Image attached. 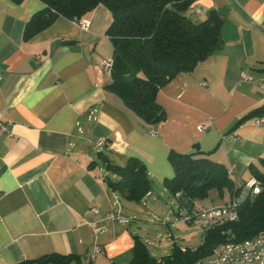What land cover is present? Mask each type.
<instances>
[{
	"label": "crops",
	"instance_id": "1",
	"mask_svg": "<svg viewBox=\"0 0 264 264\" xmlns=\"http://www.w3.org/2000/svg\"><path fill=\"white\" fill-rule=\"evenodd\" d=\"M43 7L39 0H0V117L11 123L12 135L0 134V264H26L50 253L128 264L136 239H146L143 229L106 216L116 210L129 217L146 200L122 204L104 180L116 178L105 159L115 166L140 159L154 184L151 193L159 191L157 184L168 191L170 152L208 153L228 171L234 167L237 188L254 180L250 168L264 159V123L236 124L264 105V0H194L185 12L189 20H204L212 10L223 20L221 48L162 86L156 102L166 119L154 126L108 88L102 62L114 52L106 36L111 12L100 5L81 17L87 31L57 18L24 41L26 23ZM243 73L255 82L244 81ZM205 120L212 125L202 132ZM98 140L106 145L96 147ZM101 148L104 167L91 155ZM212 191L196 206L217 207L232 198L228 192L212 198ZM189 237L170 234L158 247L162 256H152L195 248L185 244ZM96 246L102 252L92 257Z\"/></svg>",
	"mask_w": 264,
	"mask_h": 264
},
{
	"label": "trees",
	"instance_id": "2",
	"mask_svg": "<svg viewBox=\"0 0 264 264\" xmlns=\"http://www.w3.org/2000/svg\"><path fill=\"white\" fill-rule=\"evenodd\" d=\"M39 1L44 3V7L26 23L24 41L49 28L57 18L80 19L100 5L111 12L106 36L111 39L114 52L108 88L150 126L166 119L164 107L156 102L162 86L177 75L192 71L221 48L223 20L216 10L199 22L189 20L185 12L194 0ZM256 117H264V105L236 125ZM207 155L198 149L185 154L169 153L168 161L174 174L171 179H166L165 186L173 196L182 191L179 204L189 206L193 201H204L212 190H216L222 198L225 192L232 198L240 194L242 186L235 187V180L228 174L227 168L210 160ZM259 163L261 167L250 168L259 193H252L239 203L238 221L209 228L199 246L186 251L176 246L169 256L160 259L152 256L149 247L137 238L128 264H196L208 259L226 243L241 242L264 234V159ZM106 169L115 173L116 178L106 177L104 180L125 200L140 204L151 195L154 184L140 159H130L124 166L108 163ZM79 256L50 253L25 263L91 264L85 263Z\"/></svg>",
	"mask_w": 264,
	"mask_h": 264
},
{
	"label": "built area",
	"instance_id": "3",
	"mask_svg": "<svg viewBox=\"0 0 264 264\" xmlns=\"http://www.w3.org/2000/svg\"><path fill=\"white\" fill-rule=\"evenodd\" d=\"M73 22L80 28L87 31L89 29V24L83 19H76ZM103 67L105 68L107 73H110V70L113 67L111 58L102 62ZM244 81L254 83V78L247 74H242ZM255 124H263L264 117H257L254 120ZM10 122H3L0 117V134H10L8 127ZM212 125V120H205L203 124L200 125V131L209 130ZM151 134H156L153 130ZM10 136H12L10 134ZM235 138V137H234ZM236 139V138H235ZM96 147H104L106 144L104 141L98 140L96 143ZM232 171H234V167L228 171V174L231 175ZM252 193L258 194L259 190L256 187V180H253L250 183H245L240 189V194L236 197L230 199V201L226 205H220L219 207H198L196 206V201L191 202L189 206L178 203V200L182 199L183 193L182 191L177 192L175 195L176 198V206L178 207L177 219L184 220L185 223L188 224H196L199 230L203 233L207 231L209 228L217 227L221 224L227 222L238 221L239 217L237 214L239 203L246 199V197L250 196ZM93 213L99 214V211L95 208L91 209ZM174 213V210H171ZM106 219L109 222L115 223L118 222L122 225H128L135 222L131 217H125L118 211H111ZM90 223V222H89ZM92 224V223H91ZM103 232L99 231V235ZM145 246L147 247H156V242L152 240H143ZM94 255L102 252L98 246L95 248ZM182 250L186 251L187 248L182 247ZM196 264H264V234L254 237L252 239L248 238L247 240L241 242H229L226 245H222L220 249L215 251V253L209 256L208 259L203 261H197Z\"/></svg>",
	"mask_w": 264,
	"mask_h": 264
},
{
	"label": "rangeland",
	"instance_id": "4",
	"mask_svg": "<svg viewBox=\"0 0 264 264\" xmlns=\"http://www.w3.org/2000/svg\"><path fill=\"white\" fill-rule=\"evenodd\" d=\"M102 150V148L99 150L96 149L92 151L91 155L99 163L98 165L104 167L103 160L97 157V153L99 152L107 155V152ZM108 173L111 175L113 174L112 171H109ZM104 174H106V172ZM157 185L159 191L151 193L153 195L150 198L145 199L146 201H144V203L142 202L141 205L132 207L135 208V210L137 208L136 213L133 211L128 212L127 215L135 220V222L131 225L139 226L140 229H143L140 234L144 235L146 238L145 240H152L156 242V248L149 247L152 255L155 256H162L161 254L163 251H160L159 248L160 246L167 244L170 234H174L175 236L189 235V238H185V244L190 247L199 245L201 239L203 238V233L199 230L196 224H193L192 226L178 224L177 220H175V214L178 213L175 196L169 194V191L163 192V187H161L159 184ZM217 194L218 192L213 190L212 198L216 197ZM118 199L122 204H127V201L123 197L118 195ZM218 200L219 198L214 200L215 202L217 201V205L220 203ZM171 210H174V213H172ZM164 219L167 221V223H169L168 225H162L161 222H165Z\"/></svg>",
	"mask_w": 264,
	"mask_h": 264
},
{
	"label": "water",
	"instance_id": "5",
	"mask_svg": "<svg viewBox=\"0 0 264 264\" xmlns=\"http://www.w3.org/2000/svg\"><path fill=\"white\" fill-rule=\"evenodd\" d=\"M97 157L101 158V153H100V152L97 154ZM104 161H105L106 163H109V160H108V159H105Z\"/></svg>",
	"mask_w": 264,
	"mask_h": 264
}]
</instances>
